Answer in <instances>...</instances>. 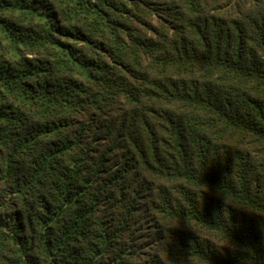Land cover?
<instances>
[{
	"label": "trees",
	"instance_id": "16d2710c",
	"mask_svg": "<svg viewBox=\"0 0 264 264\" xmlns=\"http://www.w3.org/2000/svg\"><path fill=\"white\" fill-rule=\"evenodd\" d=\"M0 264H264V0H0Z\"/></svg>",
	"mask_w": 264,
	"mask_h": 264
}]
</instances>
